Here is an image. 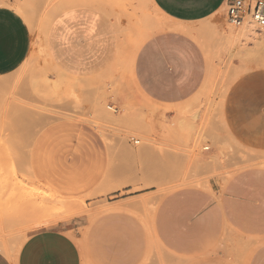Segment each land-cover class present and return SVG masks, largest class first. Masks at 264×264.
Returning a JSON list of instances; mask_svg holds the SVG:
<instances>
[{
    "label": "rangeland",
    "instance_id": "374dc122",
    "mask_svg": "<svg viewBox=\"0 0 264 264\" xmlns=\"http://www.w3.org/2000/svg\"><path fill=\"white\" fill-rule=\"evenodd\" d=\"M6 2L29 24L33 47L16 72L0 79V205L16 211L35 202L39 214H0L2 234L59 226L80 248L83 264H264V213L223 210L174 220L184 196L220 205L227 190L239 197L230 194L237 177L264 176V152L235 141L223 120L233 83L264 69V30L230 25L227 7L199 24L209 30L200 38L208 75L194 100L172 107L153 103L136 76L72 74L65 68L69 58H58L72 40L74 15L123 5L153 23L166 22L148 0ZM122 85L127 101L111 107ZM72 119L102 133L110 166L94 192L61 199L36 183L28 160L45 127ZM253 203L264 205L258 198ZM212 205L204 204L203 213L213 212Z\"/></svg>",
    "mask_w": 264,
    "mask_h": 264
},
{
    "label": "crops",
    "instance_id": "0c3cea01",
    "mask_svg": "<svg viewBox=\"0 0 264 264\" xmlns=\"http://www.w3.org/2000/svg\"><path fill=\"white\" fill-rule=\"evenodd\" d=\"M148 1L166 22L153 23L137 8L123 5L85 13L86 17L74 15L72 40L62 45L58 58H69L71 65L65 68L72 74L136 76L141 91L153 103L177 107L201 93L208 75V54L200 38H207L209 30L198 25L227 7L229 0ZM32 47L33 33L25 18L0 0V79L16 72ZM125 87L112 97L111 107L125 105ZM223 120L235 141L264 152V69L245 73L233 83L223 104ZM28 165L46 192L77 199L94 192L106 178L110 148L93 125L61 120L36 137ZM231 185L230 194L239 192V197L228 196L227 190L220 205L200 195L184 196L174 208V220L181 223L187 214H220L223 210L264 213V205L253 203L258 198L264 204V176L255 180L239 176ZM203 203L213 204V212L203 213ZM0 214L39 212H16L0 205ZM11 229L15 233L9 238L0 231V264H83L80 248L59 226L19 234Z\"/></svg>",
    "mask_w": 264,
    "mask_h": 264
},
{
    "label": "built area",
    "instance_id": "2783aa9c",
    "mask_svg": "<svg viewBox=\"0 0 264 264\" xmlns=\"http://www.w3.org/2000/svg\"><path fill=\"white\" fill-rule=\"evenodd\" d=\"M227 18L235 28L251 25L264 30V0H229ZM134 143L139 144V141Z\"/></svg>",
    "mask_w": 264,
    "mask_h": 264
},
{
    "label": "bare ground",
    "instance_id": "6f19581e",
    "mask_svg": "<svg viewBox=\"0 0 264 264\" xmlns=\"http://www.w3.org/2000/svg\"><path fill=\"white\" fill-rule=\"evenodd\" d=\"M261 43V42H260ZM260 47V46H259ZM260 58V57H259ZM258 65H259V63H258ZM182 112H184V111H182ZM182 112H180L179 111V115L178 116H180V113H182ZM184 114V113H183ZM181 117V116H180ZM177 118V117H176ZM182 120V119H181ZM186 120V119H185ZM186 123V122H185ZM177 125V124H176ZM187 125H188V123H187ZM169 127H171V125H169ZM194 128V127H193ZM187 132V131H186ZM189 133V132H188ZM206 149V148H205ZM257 159V158H256ZM261 160H263L262 158H261ZM260 160V161H261ZM257 162V161H256ZM263 162V161H262ZM254 163H255V161H254ZM261 165H263L262 163H261ZM112 205H115V204H112ZM121 206L120 204H116L115 206H116V208H117V206ZM125 205V204H124ZM127 205H128V203H127ZM36 206H38L37 204H35V202L34 203H32V202H30V204H27V206H25V209L24 208H18V209H16V212H27V211H31V210H34L35 208H36ZM108 206V205H107ZM106 206V207H107ZM115 206H113V207H115ZM109 208V207H108ZM108 208H106L107 210H105V211H108L109 212V209ZM119 208V207H118ZM123 208V207H122ZM104 209V208H103ZM110 210H111V208H110ZM98 215L96 214V217H97ZM169 264H170V262H169Z\"/></svg>",
    "mask_w": 264,
    "mask_h": 264
}]
</instances>
